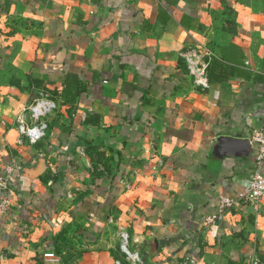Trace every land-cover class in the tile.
Wrapping results in <instances>:
<instances>
[{
  "label": "crops",
  "instance_id": "0c3cea01",
  "mask_svg": "<svg viewBox=\"0 0 264 264\" xmlns=\"http://www.w3.org/2000/svg\"><path fill=\"white\" fill-rule=\"evenodd\" d=\"M262 126L264 0H0V264H264Z\"/></svg>",
  "mask_w": 264,
  "mask_h": 264
},
{
  "label": "built area",
  "instance_id": "2783aa9c",
  "mask_svg": "<svg viewBox=\"0 0 264 264\" xmlns=\"http://www.w3.org/2000/svg\"><path fill=\"white\" fill-rule=\"evenodd\" d=\"M202 84L204 85L203 82ZM205 85H207V82ZM42 102L43 101H37L36 104L28 107V110L30 111V117H27L23 114L19 118L18 131L20 143H23V138L28 139V141L31 143H35L46 134L48 125L45 121L40 120L41 115H44L46 112L39 113L37 110ZM250 141L252 143H256L257 145L258 160L264 161V126L252 131ZM262 199H264V173L255 172L251 177L249 186L241 190L237 197H232L227 194L220 195L218 202V212L214 215L208 216L206 222L211 225L217 224V222L221 220L225 214L231 212L236 207L241 205L259 204ZM8 205L9 200L4 197L0 201V210L5 212L8 208ZM121 248L128 256H132L128 249L127 234H122ZM41 264L64 263L55 250L48 249L43 253Z\"/></svg>",
  "mask_w": 264,
  "mask_h": 264
},
{
  "label": "water",
  "instance_id": "95a60500",
  "mask_svg": "<svg viewBox=\"0 0 264 264\" xmlns=\"http://www.w3.org/2000/svg\"><path fill=\"white\" fill-rule=\"evenodd\" d=\"M51 103L50 102H42L39 107L37 108L39 113H44L47 112L48 109L50 108ZM221 140H227L231 143L240 145V146H249L251 144V141L249 138H235V137H231V136H223L221 138ZM46 167H45V162L41 161L39 166L34 170V176H39L41 175L44 171H45Z\"/></svg>",
  "mask_w": 264,
  "mask_h": 264
}]
</instances>
